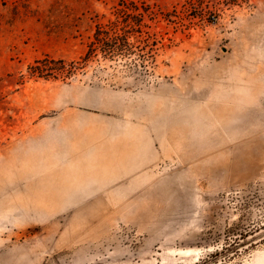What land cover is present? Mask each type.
<instances>
[{
	"label": "rangeland",
	"instance_id": "1",
	"mask_svg": "<svg viewBox=\"0 0 264 264\" xmlns=\"http://www.w3.org/2000/svg\"><path fill=\"white\" fill-rule=\"evenodd\" d=\"M0 264H264V0H0Z\"/></svg>",
	"mask_w": 264,
	"mask_h": 264
},
{
	"label": "trees",
	"instance_id": "2",
	"mask_svg": "<svg viewBox=\"0 0 264 264\" xmlns=\"http://www.w3.org/2000/svg\"><path fill=\"white\" fill-rule=\"evenodd\" d=\"M138 25L141 27V24ZM133 33L141 35V30L118 27L116 23L112 22L108 26H97L92 39L86 45L80 61L66 62L60 59L52 60L49 58L37 60L33 66L29 67L30 75L44 77L50 75L67 76L73 74L76 70L95 58L111 59L122 55H130L133 44L128 43V38Z\"/></svg>",
	"mask_w": 264,
	"mask_h": 264
}]
</instances>
